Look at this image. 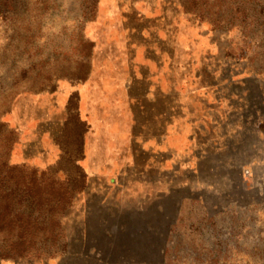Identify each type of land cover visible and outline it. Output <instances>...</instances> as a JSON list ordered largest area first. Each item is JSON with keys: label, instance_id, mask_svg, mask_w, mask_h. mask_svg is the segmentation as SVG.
<instances>
[{"label": "rangeland", "instance_id": "1", "mask_svg": "<svg viewBox=\"0 0 264 264\" xmlns=\"http://www.w3.org/2000/svg\"><path fill=\"white\" fill-rule=\"evenodd\" d=\"M249 2L226 20L223 0H0V162L66 153L87 174L56 254L8 264H264V0Z\"/></svg>", "mask_w": 264, "mask_h": 264}, {"label": "trees", "instance_id": "2", "mask_svg": "<svg viewBox=\"0 0 264 264\" xmlns=\"http://www.w3.org/2000/svg\"><path fill=\"white\" fill-rule=\"evenodd\" d=\"M223 2H228L222 14L227 16L226 20L244 11L246 14L248 6H251L249 0ZM201 14L205 16L204 12ZM221 17L213 18L216 27L225 25L226 21ZM227 22L234 25V21ZM76 121L83 133L86 121L80 117H76ZM81 136L83 138V134ZM12 144L10 142V149ZM65 159L66 153L56 165L40 171L33 168L30 172L25 165L10 164L7 160L0 162V258L27 256L34 247L41 250L40 256H53L63 245L62 218L76 193L84 189L87 182L80 158L68 157L77 168L75 173L62 170L60 165Z\"/></svg>", "mask_w": 264, "mask_h": 264}, {"label": "crops", "instance_id": "3", "mask_svg": "<svg viewBox=\"0 0 264 264\" xmlns=\"http://www.w3.org/2000/svg\"><path fill=\"white\" fill-rule=\"evenodd\" d=\"M2 261H3V264H8L10 259H2V258H0V264L2 263Z\"/></svg>", "mask_w": 264, "mask_h": 264}]
</instances>
